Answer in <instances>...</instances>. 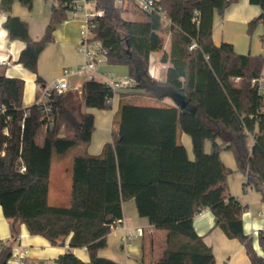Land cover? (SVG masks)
<instances>
[{
	"label": "trees",
	"instance_id": "1",
	"mask_svg": "<svg viewBox=\"0 0 264 264\" xmlns=\"http://www.w3.org/2000/svg\"><path fill=\"white\" fill-rule=\"evenodd\" d=\"M17 0H0L6 13L4 27L11 39L25 42L18 63L38 75V59L55 30L68 15L65 0H51L52 13L45 34L34 39L28 22L13 13ZM32 9L34 0H19ZM261 12L248 23L249 34L264 22V0H249ZM236 0H158L171 25L155 13L135 6L120 7L115 0H97L105 15L95 21L93 37L107 50V63L125 65L132 88L114 90L103 80L85 79L80 94L54 95L55 121L47 129V141L39 142L44 116L36 103L24 107L25 81L0 69V204L12 221V233L25 224L32 235L47 238L52 245L69 249L56 258L57 264H121L99 255L108 245L112 226L123 218L122 204L134 198L138 213L156 229L167 231L165 264H216V257L194 227V216L209 208L229 238L244 245L251 264H264V231L259 233L263 254L254 238L245 232L246 210L237 197L226 195L229 174L243 173L244 187L255 188L264 202V96L255 78L264 71V56L238 53L234 45L213 40L214 16L223 15ZM124 12L138 14L134 20ZM164 35L171 46L161 60L169 62L166 79L150 74V55L164 48ZM196 43L193 49L190 46ZM239 79V84L234 80ZM128 89L174 104L145 105L128 99ZM116 94L119 108L114 113L111 141L101 154L73 156L70 203H49L50 173L54 157H65L75 146L89 144L95 116L85 108H112ZM67 124L73 135H59ZM180 132L193 144L190 158ZM211 150L206 151V142ZM231 151L237 168L225 165L222 151ZM25 167V170L22 168ZM86 247L88 262L73 248ZM12 246L0 251V264H8Z\"/></svg>",
	"mask_w": 264,
	"mask_h": 264
},
{
	"label": "crops",
	"instance_id": "2",
	"mask_svg": "<svg viewBox=\"0 0 264 264\" xmlns=\"http://www.w3.org/2000/svg\"><path fill=\"white\" fill-rule=\"evenodd\" d=\"M12 11L28 22L31 37L39 39L45 34L46 28L49 26L48 24L52 13V1L34 0L32 9L23 7L16 1ZM260 12V5L252 4L249 0H236V2L228 6L223 15L216 13L213 28L214 42L216 44H220L223 41L230 42L234 45L238 53L264 56V22L258 24L253 33L249 34L248 32L249 21ZM6 18L7 14L0 12V58L9 60L11 64L0 65V69L8 76L22 78L25 81L23 106L28 107L37 102L41 86L52 81L53 78L59 77L65 67H75L85 60L83 54L79 51L82 19L81 17L71 18L61 22L57 26L54 33L55 39L46 44L38 59V75L42 77L44 82L38 84L36 82L37 74L21 63H18L20 54L25 47V42L20 39L10 38L9 31L4 27ZM166 37L168 40L166 42L164 41V48L161 51L151 53L150 68L154 64H159V66L162 64L168 68L169 62H163L161 60L164 51L169 52V46H171L170 36L166 35ZM106 65L119 66L104 63L99 67V72L108 71ZM125 70L128 72L127 67ZM158 79L164 80L160 78V75ZM234 82L235 84H239V79H235ZM73 85L75 84L73 83ZM127 92L128 95L126 97L139 104H174L173 100L168 96L162 100H158L155 97L143 94V90L140 89H128ZM140 98L158 102L141 103L138 102ZM83 107V111L92 112V108ZM118 108L119 106L117 105L115 107L112 101L111 124L109 116L105 114L106 131L112 128V119ZM93 114L95 116V124L98 126L95 111ZM95 136L96 134L93 132L86 153L98 154L104 144L111 141V137H108L106 133L98 139ZM179 141L185 145L189 157L193 159L194 152L191 137L187 133L180 132ZM211 145L210 141L206 142V151L209 152L211 150ZM74 154L61 158H53L50 173L49 200L52 185L51 177L55 173L56 176L52 188L53 199L55 202L67 200L70 203L67 180H69L70 171L72 173ZM221 158L226 166L232 169L237 168L236 160L231 151H222ZM53 164L55 165L54 167ZM246 180V176L241 172L235 171L229 174L226 182V195L237 197L246 205L247 208L242 215L244 230L254 238V247L257 252L263 254L258 239L259 233L264 231L263 196L251 186H248L246 189L244 187ZM64 196L67 197L62 199ZM122 208L123 218L112 226L108 234V245L99 250V255L114 259L121 264H165L168 253L167 231L156 229L147 217L140 216L134 198L124 201ZM12 221L4 216L0 204V242L9 241L10 245L14 244ZM215 224L216 217L209 208H204L198 213L196 212L194 216L195 230L199 235L203 236L205 243L212 249L216 257V264H251L245 245L237 238H229ZM124 226L130 228L142 227L143 234L133 241H130V244L125 239L127 238V230L124 229ZM19 232L22 242L30 247L29 264H42L46 260H56L60 254L69 249V238L66 239L64 245H52L44 236L32 235L25 224L19 226ZM72 251L82 260L86 262L90 260L86 247L73 248Z\"/></svg>",
	"mask_w": 264,
	"mask_h": 264
},
{
	"label": "built area",
	"instance_id": "3",
	"mask_svg": "<svg viewBox=\"0 0 264 264\" xmlns=\"http://www.w3.org/2000/svg\"><path fill=\"white\" fill-rule=\"evenodd\" d=\"M115 3L120 7L135 6L142 12L158 14L165 24L171 25V20L166 10L158 4V0H115ZM63 5L68 7V15L64 21L77 17H81L82 19L79 51L83 54L85 60L75 67H65L59 77L53 78L52 81L41 86L36 104L40 106L45 119L43 124L45 132L55 121L53 96L64 94L69 90H82V86L73 85L71 81L72 77L83 76L86 79H100L112 86L114 90L132 88L135 84L134 80L128 77V75L124 78H117L110 71L99 72V67L107 63V50L100 40L93 37V28L95 27L96 19L105 15V10L97 6V0H65ZM194 47H196V43L190 46L191 49ZM10 64L11 62L9 60L0 58V65ZM150 74L152 77L158 79L160 75L159 64H154L150 68ZM253 83L258 86L260 94L264 96V71L260 77L253 80ZM0 111H4V106L0 107ZM124 229L127 230V238L125 239L130 244V241H133L143 234L142 227L130 228L124 226ZM13 241L14 244L11 245L13 254L9 258L8 264H29V245L22 242L20 233L16 237L13 236ZM5 245H10L9 241L0 242V250ZM42 264L51 263L46 260Z\"/></svg>",
	"mask_w": 264,
	"mask_h": 264
},
{
	"label": "rangeland",
	"instance_id": "4",
	"mask_svg": "<svg viewBox=\"0 0 264 264\" xmlns=\"http://www.w3.org/2000/svg\"><path fill=\"white\" fill-rule=\"evenodd\" d=\"M18 1V3H20V1L19 0H17ZM21 4V3H20ZM123 17L125 18V19H127V20H134V19H136L137 17H139V15L138 14H135L134 12H124L123 13ZM168 39H167V37H166V35H164V41L166 42ZM107 67V70L108 71H110V72H112L113 74H114V76H116L117 78H124L125 76H127L128 75V72L125 70V68H126V66L125 65H120L119 64V66L118 67H114V66H112V65H106ZM116 68H118V69H116ZM159 68H160V71H161V73H160V78L161 79H165V77H166V72H167V67L166 66H163L162 64H160V66H159ZM116 69V70H115ZM86 78L85 77H83V76H74V77H72L71 78V81L76 85V86H80V85H82V83H83V81L85 80ZM71 92H73V93H76L77 91H75V90H70ZM70 91H68V92H70ZM77 94V99L78 100H81V96H80V94H78V93H76ZM120 97H119V94H117L116 95V97L114 98V100H113V105H115V107L118 105L119 106V103H120V99H119ZM138 102H141V103H143V102H146V103H148V102H158V101H151V100H149V99H144V98H140L139 100H138ZM84 106V105H83ZM82 106V108L84 109V107ZM92 110V112L94 113V111H95V115H97V124H98V126L96 125L95 126V130H94V132H95V134H96V136H95V138H101L102 136H103V134L104 133H106L107 134V136L108 137H111V129L109 128L107 131H106V128H105V125H106V122H105V114H107L108 116H109V118H110V124H111V116H112V108H108V109H97V108H92L91 109ZM58 133H59V135H73L74 134V131L69 127V126H67V124H63L60 128H59V131H58ZM38 141L39 142H44V141H47V134H46V132H45V128L44 127H42L40 130H39V135H38ZM90 144V143H89ZM89 144H79V145H77V146H75L73 149H71V151L68 153V155H71V154H73V153H75V154H78V153H86L87 152V149H88V147H89ZM96 144V143H95ZM102 150H103V148L100 150V152L98 153V154H101L102 153ZM74 154V155H75ZM66 160H68L67 158H65ZM64 162H67V161H64ZM55 164V163H54ZM53 164V167L55 166ZM64 166H65V164H64ZM70 175H69V180H67V182H68V191H69V199H70V193H71V182H72V173H71V171H70V173H69ZM55 176H56V174L55 173H53L52 174V177H51V191H50V200H49V203L50 204H52V205H55V204H57V205H68L69 203L67 202V200H62V201H59V202H55L54 201V199H53V196H52V188H53V184H54V179H55ZM65 197H67V196H64V198L62 197V199H65ZM51 261V264H57V262H56V260H54V259H51L50 260Z\"/></svg>",
	"mask_w": 264,
	"mask_h": 264
},
{
	"label": "water",
	"instance_id": "5",
	"mask_svg": "<svg viewBox=\"0 0 264 264\" xmlns=\"http://www.w3.org/2000/svg\"><path fill=\"white\" fill-rule=\"evenodd\" d=\"M22 170H25V167H23Z\"/></svg>",
	"mask_w": 264,
	"mask_h": 264
}]
</instances>
